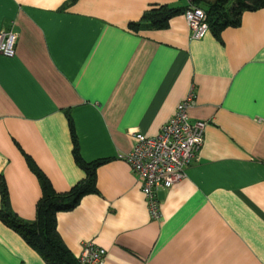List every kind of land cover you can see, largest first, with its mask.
Here are the masks:
<instances>
[{"label": "crops", "instance_id": "crops-1", "mask_svg": "<svg viewBox=\"0 0 264 264\" xmlns=\"http://www.w3.org/2000/svg\"><path fill=\"white\" fill-rule=\"evenodd\" d=\"M188 0H0V175L13 210L35 219L42 195L27 155L59 192L105 159L98 192L57 212V230L78 255L84 241L106 248L100 264H264V7L219 35L193 38L184 13L164 28L129 23L161 4ZM193 91L192 121L204 142L153 215L121 154L130 131L155 136ZM1 208V193H0ZM0 264H49L0 218Z\"/></svg>", "mask_w": 264, "mask_h": 264}, {"label": "trees", "instance_id": "trees-1", "mask_svg": "<svg viewBox=\"0 0 264 264\" xmlns=\"http://www.w3.org/2000/svg\"><path fill=\"white\" fill-rule=\"evenodd\" d=\"M190 3L205 9L206 21L210 29L217 35L227 26L239 25L245 10H256L264 7V0H188L187 5L184 6L161 4L158 7H152L144 13L141 20L131 21L129 25L138 30L142 26L143 20H147L151 27H167L171 17L175 14L185 13ZM70 125L74 140L75 158L86 170L87 175L68 191L59 192L33 157L27 155V161L38 176L42 188L35 219L24 218L13 210L7 182L4 175H0L1 220L20 233L27 243L36 249L49 264H79L77 255L65 244L57 230V212L73 209L85 194L98 192L96 169L105 160L85 161L80 155L77 134L71 119Z\"/></svg>", "mask_w": 264, "mask_h": 264}, {"label": "built area", "instance_id": "built-area-1", "mask_svg": "<svg viewBox=\"0 0 264 264\" xmlns=\"http://www.w3.org/2000/svg\"><path fill=\"white\" fill-rule=\"evenodd\" d=\"M191 27V36L199 38L209 29L204 8L190 3L185 11ZM16 32L12 29L0 31V51L12 54L15 50ZM193 91L178 104L175 113L164 123L155 136L142 131H130L133 146L121 154L137 175L142 191L154 216L159 217L160 201L155 192L160 187H171L186 175V169L204 142L207 122L192 121L188 108L194 102ZM106 248L92 240L83 242L77 255L79 264H100Z\"/></svg>", "mask_w": 264, "mask_h": 264}]
</instances>
